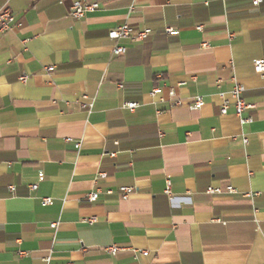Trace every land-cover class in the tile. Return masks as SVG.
Instances as JSON below:
<instances>
[{
  "label": "crops",
  "instance_id": "0c3cea01",
  "mask_svg": "<svg viewBox=\"0 0 264 264\" xmlns=\"http://www.w3.org/2000/svg\"><path fill=\"white\" fill-rule=\"evenodd\" d=\"M75 1L0 0V264H264V0ZM124 24L152 34L115 56Z\"/></svg>",
  "mask_w": 264,
  "mask_h": 264
},
{
  "label": "built area",
  "instance_id": "2783aa9c",
  "mask_svg": "<svg viewBox=\"0 0 264 264\" xmlns=\"http://www.w3.org/2000/svg\"><path fill=\"white\" fill-rule=\"evenodd\" d=\"M263 2V0H252V5L254 7H259L260 4ZM99 6L97 4H87L82 0H78L75 1L72 5V10H71V16L73 19L75 20H82L86 14L88 12H92L95 11L96 9H98ZM131 10H134V8H132ZM16 26V18L15 16L12 14V12L5 8L0 10V33H7L9 31H11L14 27ZM167 34L173 35L176 34L177 32L174 31V29H167ZM152 34V30L151 29H145L143 31H135L134 28H132L131 26H129L128 24H124L121 25L119 27H117L116 29L112 30L109 32L108 36L109 39L111 41L115 42V45L113 47V55L115 56H123L127 53V48L125 46H121L120 44H118L121 40L124 39H131L132 41H143L145 40L148 36H150ZM205 47L208 46V44H204ZM255 71L256 73L264 76V60H259L255 63ZM161 77V76H160ZM29 80V76L27 75H22L19 78V81L21 83H26ZM120 88H123V85L120 86ZM245 88L244 86L240 85V84H236L234 89L231 91L230 93V97L231 99H224L223 105L221 107V114L222 115H227L228 111L231 107L234 108L237 116L240 118L242 124H248V123H252V118H244V112L247 111L248 109L251 108V106L249 104H247V102L244 99V93H245ZM163 92L162 88H156L153 90L152 92V96H157L159 94H161ZM175 91L172 89L169 91V96L171 98H174L175 96ZM221 97L224 98V94H221ZM176 106H182L183 103L182 101H176L175 102ZM205 105V100L203 97H196V99L193 102V108L200 110L204 107ZM124 107L129 109L131 112H135L136 109L139 107V103L137 102H127L124 104ZM67 142H72V139H67ZM244 144L248 143V140L246 138L243 139ZM76 149H79L81 147L80 143H77L75 145ZM100 177H105L106 174L105 173H100L99 174ZM38 185H33L31 187V189H37ZM15 188L12 187L11 188V192H14ZM120 192L122 194V198L124 200L128 199L129 196L132 194L133 189L129 188V187H122L120 188ZM170 192V183L168 182V193ZM228 192L230 193H236V190L232 187L228 188ZM208 193L209 194H217V193H221V189L218 188H209L208 189ZM100 197V193L99 192H94L91 193L90 195H88L87 197V201L89 203H95L99 200ZM52 202L51 199L47 198L44 199L42 201V205L43 206H47L50 205ZM96 222V218H91L87 220V223L89 224H94ZM217 222H221L220 220H217ZM51 229H56L57 228V224L53 223L50 225ZM127 248H124L122 246L119 245H112L110 247L106 248V251L108 253H110L113 256H116L118 253H120L121 251L126 250ZM130 249V248H128ZM134 254L135 257H138L139 255L142 256H148L149 253L148 251H140L138 249H131ZM26 253H20V256H25ZM50 258H47L46 261L47 263H50Z\"/></svg>",
  "mask_w": 264,
  "mask_h": 264
}]
</instances>
